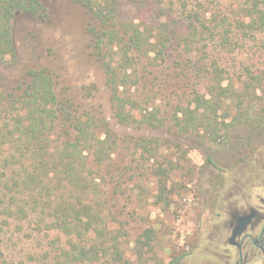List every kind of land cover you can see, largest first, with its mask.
Instances as JSON below:
<instances>
[{"label":"trees","instance_id":"obj_1","mask_svg":"<svg viewBox=\"0 0 264 264\" xmlns=\"http://www.w3.org/2000/svg\"><path fill=\"white\" fill-rule=\"evenodd\" d=\"M73 1L91 13L89 48L119 123L175 130L208 150L230 142L237 155L253 139L264 142V61L251 60L264 53V0ZM19 15L43 18L45 8L41 0H0L1 61L15 57ZM163 65L175 98L169 109L154 103L160 90L152 80L140 84L144 69ZM135 140L119 137L100 112L59 98L45 67L29 68L17 94L0 85V264H120L122 225L108 224L117 212L107 190L134 200V165L111 160L122 150L134 156ZM158 141L140 147L155 155ZM176 164L152 167L157 199L167 198Z\"/></svg>","mask_w":264,"mask_h":264},{"label":"rangeland","instance_id":"obj_2","mask_svg":"<svg viewBox=\"0 0 264 264\" xmlns=\"http://www.w3.org/2000/svg\"><path fill=\"white\" fill-rule=\"evenodd\" d=\"M41 2L45 8L43 18L19 15L13 23L15 57L0 60L2 91L17 94V85L29 68L45 67L52 73L59 98L70 99L80 111L100 112L119 137L134 135L138 144L134 156L122 150L111 160V164L120 163L127 169L134 165V185L129 183L134 188V192L130 191L134 200H129L127 193L112 194L110 186L107 190L108 206L117 212L115 221L108 224L112 228L122 225L119 234L124 254L120 264H210L214 258L211 241L218 222L222 221V213L243 193L264 196V142L253 139L254 144L249 145L252 149L237 155L230 142L208 150L175 130L132 128L119 123L112 114L104 75L89 48L86 27L93 22L91 13L73 0ZM247 54L251 55L252 51ZM235 60L240 61L241 55L236 54ZM251 60L261 66L263 51L252 54ZM164 65L144 69L140 84L152 80L153 87L160 90L154 103L162 108L165 104L169 109L175 98L165 84L169 69ZM136 93L139 101L140 91L135 89ZM256 94L263 96L262 90ZM229 112L233 114L234 109ZM225 120L228 122L230 117ZM145 138L159 140L161 147L157 154L140 147ZM158 162L162 166L177 163L168 173L165 200L156 198L152 167ZM127 211L131 214L127 215ZM147 228L153 232L144 245Z\"/></svg>","mask_w":264,"mask_h":264},{"label":"flooded vegetation","instance_id":"obj_3","mask_svg":"<svg viewBox=\"0 0 264 264\" xmlns=\"http://www.w3.org/2000/svg\"><path fill=\"white\" fill-rule=\"evenodd\" d=\"M222 215L210 264H264V196L243 193Z\"/></svg>","mask_w":264,"mask_h":264}]
</instances>
